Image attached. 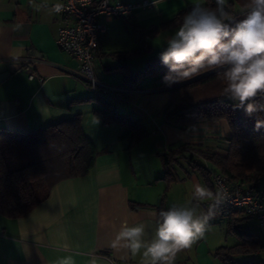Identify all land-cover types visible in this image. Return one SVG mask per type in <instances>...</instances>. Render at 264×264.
I'll use <instances>...</instances> for the list:
<instances>
[{"label": "crops", "instance_id": "crops-1", "mask_svg": "<svg viewBox=\"0 0 264 264\" xmlns=\"http://www.w3.org/2000/svg\"><path fill=\"white\" fill-rule=\"evenodd\" d=\"M152 1V6L128 17L100 18L107 31L100 39L94 72L100 82L127 89L124 99L114 103L146 129L143 138L130 143L121 138L122 124L103 122L98 111L101 103L73 74L79 67L77 60L56 45L58 17L47 10L37 12L29 0H0V131L22 134L79 115L84 133L98 151L88 173L58 182L26 216L0 214V264H55L67 255L73 256L75 264H89L93 256L97 264H139V256L112 247L121 223L143 222L150 237L161 208L188 205L193 184L206 186L203 175L185 156L177 155L178 164L167 173L162 154L182 150L183 144L226 154L230 133L225 121L168 123L162 110L169 94L160 82L145 77L133 87L123 86L121 67L128 64L133 73L145 59L160 56L179 27L160 28V24L189 5L205 3ZM153 27L158 32L145 37L146 53L123 57L140 48L141 32ZM24 58H32L30 70L22 66ZM204 165L215 169L208 162ZM207 201L198 202V213L208 210ZM223 211L216 209L204 238L178 253L177 264H223L214 255L215 248L237 242L226 234ZM248 224L256 230L252 220Z\"/></svg>", "mask_w": 264, "mask_h": 264}, {"label": "trees", "instance_id": "trees-1", "mask_svg": "<svg viewBox=\"0 0 264 264\" xmlns=\"http://www.w3.org/2000/svg\"><path fill=\"white\" fill-rule=\"evenodd\" d=\"M246 3L247 0H228L226 7L236 19H240L245 14ZM204 5L215 7V0H205ZM191 7L189 5L180 10L159 27L178 26ZM157 32L158 27L143 30L142 46L123 53V57L143 56L146 53L145 37ZM122 68L125 87H133L139 80L153 77L167 88L169 100L162 110L166 122L183 124L223 120L228 126L230 135L225 155L192 146L196 151L194 155L189 150H192L191 145L183 144L182 150L162 154L166 172L178 164V155L179 158H187L203 175L206 186L212 191L209 169L204 162L226 174L230 180H241L250 186L264 181V127H255L257 118L264 121V113L249 117L243 109L234 108V103L222 95L224 83L217 75V71L221 70L205 69L198 75L168 86L163 82L168 68L159 56L145 59L143 67L133 73L128 64ZM100 92L104 94L93 95V98L102 105L98 111L103 122L122 124L125 129L121 138L137 143L146 134L144 124L117 109L111 98L117 93L101 89ZM255 99L256 102H264V97L257 96ZM97 153L82 129L79 115L22 134L0 131V214L10 218L26 216L48 197L51 188L58 182L88 173ZM223 214L226 216V234L234 236L237 242L215 248L214 255L223 264H264V261L252 258V255L264 252V241L257 228H249L251 219L235 211L224 210Z\"/></svg>", "mask_w": 264, "mask_h": 264}, {"label": "clouds", "instance_id": "clouds-1", "mask_svg": "<svg viewBox=\"0 0 264 264\" xmlns=\"http://www.w3.org/2000/svg\"><path fill=\"white\" fill-rule=\"evenodd\" d=\"M29 2L37 12L59 14L65 9L60 2ZM227 3L215 0V7H210L197 2L184 14L159 56L168 68L163 82L171 86L205 69L221 70L217 75L224 83L222 95L234 103V108L252 117L264 113V102L255 99L264 97V0H247L240 19L227 10ZM20 27L17 25L16 30ZM255 127H264V121L257 118ZM226 198L223 190L213 193L197 183L188 205H174L159 212L154 235L149 237L143 222L129 225L124 221L112 247L127 249L133 258L139 256V264H174L178 253L204 238L209 221ZM205 200L211 201L208 210L198 213V202ZM55 264H75V260L67 255ZM89 264H97V258L93 256Z\"/></svg>", "mask_w": 264, "mask_h": 264}, {"label": "built area", "instance_id": "built-area-1", "mask_svg": "<svg viewBox=\"0 0 264 264\" xmlns=\"http://www.w3.org/2000/svg\"><path fill=\"white\" fill-rule=\"evenodd\" d=\"M63 3L65 9L54 13L58 17L55 43L58 48L77 60L79 67L73 72L93 95H102L101 90L117 93L112 96L115 102L123 100L122 93L127 89L99 81L94 72V59L101 37L106 33L105 21L100 18L128 17L137 9L152 6V0H52ZM32 58H24L22 66L30 70ZM33 72L29 73L32 78ZM193 153V152H192ZM213 193L223 190L226 200L218 207L226 211H235L240 216L250 218L264 241V181L257 186H250L241 180H230L216 169H209ZM211 201H207V206Z\"/></svg>", "mask_w": 264, "mask_h": 264}, {"label": "rangeland", "instance_id": "rangeland-1", "mask_svg": "<svg viewBox=\"0 0 264 264\" xmlns=\"http://www.w3.org/2000/svg\"><path fill=\"white\" fill-rule=\"evenodd\" d=\"M153 40H159V38L157 37V38H154ZM192 146H194V145H191V147ZM190 147V148H191ZM191 152H193V154L195 155L196 154V151L193 149V147H192V150L191 149H189ZM206 150V149H205ZM210 173V172H209ZM197 174V176H199L198 175V173H196ZM200 179V178H199ZM193 187H194V184H193ZM252 258L253 259H256V260H262V261H264V252H260V253H258V254H255V255H252Z\"/></svg>", "mask_w": 264, "mask_h": 264}]
</instances>
